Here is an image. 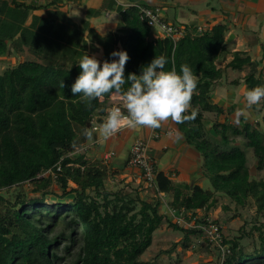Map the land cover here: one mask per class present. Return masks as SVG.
I'll use <instances>...</instances> for the list:
<instances>
[{"label": "trees", "instance_id": "trees-1", "mask_svg": "<svg viewBox=\"0 0 264 264\" xmlns=\"http://www.w3.org/2000/svg\"><path fill=\"white\" fill-rule=\"evenodd\" d=\"M54 5L46 15H39L33 12L41 5L0 0V58H18L17 64L0 71V264H160L142 255L166 217L160 211L162 201L152 203L140 193L108 189L107 178L119 170L112 171L91 154L96 133L92 141L83 135L84 129L93 127L94 116L103 119L115 102L109 94L88 108L71 91L81 72L79 60L85 53L92 56L89 50L99 52L100 46L101 65L118 60L113 51L128 53L126 80L130 73L140 75L161 55L167 59L165 71L175 67L179 72L182 64L192 68L198 85L191 103L198 115L177 127L201 155L202 176L210 179L212 187L177 184L157 168L155 189L172 193V210L179 214L184 209L186 219L194 222L192 227L172 223L185 231L187 239L191 234L205 235L200 224L219 226L221 243L205 236L223 258L219 264H264L261 229L260 245L249 251L241 244L244 235L228 239L219 221L197 214L215 203L216 193L238 206L253 199L258 213L264 212V174L257 176L264 171V130L243 116L239 124L230 123L227 115L234 108L225 113L211 99L228 69L249 67L247 90L264 86V76L256 74L245 52H234L225 67L217 65L226 49L227 25L217 23L204 31L189 27L175 42L142 19L137 5L118 4L124 8V27L104 36L87 20L78 24L57 0ZM240 81V77L232 80L236 85ZM253 107L259 113L264 108ZM209 113L215 116L212 125ZM248 150L255 156L256 172ZM27 182L38 195L24 190L3 193Z\"/></svg>", "mask_w": 264, "mask_h": 264}, {"label": "crops", "instance_id": "crops-1", "mask_svg": "<svg viewBox=\"0 0 264 264\" xmlns=\"http://www.w3.org/2000/svg\"><path fill=\"white\" fill-rule=\"evenodd\" d=\"M23 1V0H22ZM127 3H141L149 6L161 8L162 15L171 23L189 27H202L207 30L217 23L227 25L226 49L217 59L219 67L225 65L233 59L234 52L241 51L251 56L252 64L257 75L264 76V0H122ZM28 4L41 5L33 13L46 15L47 10L52 8L54 0H26ZM59 7L66 11L78 24L89 21L90 25L106 36L110 33H117L123 29L122 5H118L114 0H57ZM123 4V5H124ZM232 39L228 41L231 37ZM98 60L103 58V47L99 52L88 51ZM16 57V56H15ZM17 64V63H16ZM257 66V67H256ZM258 71H256V69ZM249 67L242 71L228 69L225 77L216 85L212 94V101L221 106L225 113L233 107L232 114L236 111V106L240 108V102L244 99L247 89L245 76L249 73ZM236 71V74H233ZM241 78L240 84H234V78ZM239 94L241 97L234 101ZM237 95V96H236ZM238 98V97H237ZM229 107V108H228ZM237 107V108H238ZM229 122L230 114L227 115ZM103 121L98 119L99 124ZM159 137H155L152 129L149 128H125L114 136L103 140L98 133L92 142L91 154L96 159L104 158L108 152L115 151L111 156V166L117 173H124L133 181L139 179L138 168L129 166L127 163L132 144L135 139L147 138L150 143V154L156 162L159 170L165 171L174 181L179 184H191L194 182L202 185V157L199 152L185 140V137L178 130L177 124L167 121L160 128ZM181 139L176 140V133ZM171 133V135H170ZM127 163V164H125Z\"/></svg>", "mask_w": 264, "mask_h": 264}, {"label": "clouds", "instance_id": "clouds-1", "mask_svg": "<svg viewBox=\"0 0 264 264\" xmlns=\"http://www.w3.org/2000/svg\"><path fill=\"white\" fill-rule=\"evenodd\" d=\"M118 60L104 61L101 65L95 56L84 54L79 60L80 75L71 86L73 96H80L88 108L92 101L103 99L106 95L118 96L123 109L114 106L107 109L105 121L92 128L84 129L83 135L92 141L93 134L103 139L114 136L122 128L157 129L164 122L184 124L196 119L198 111L192 108V98L197 89L198 78L187 64L165 71L167 59L161 55L142 68V73H130L127 80L124 76L125 65L129 60L126 51H113ZM129 84L124 89L125 84ZM64 88V82H61ZM246 107L252 108L264 100V86H256L244 93ZM190 112V114H189ZM237 122L246 113L238 110ZM171 135V133H170ZM181 139L176 133V140Z\"/></svg>", "mask_w": 264, "mask_h": 264}, {"label": "rangeland", "instance_id": "rangeland-1", "mask_svg": "<svg viewBox=\"0 0 264 264\" xmlns=\"http://www.w3.org/2000/svg\"><path fill=\"white\" fill-rule=\"evenodd\" d=\"M17 62L18 58L13 55L0 58V71H3V69L8 66L15 65ZM256 71H258V69H256ZM233 74H236V71H233ZM237 97L234 98V101H237L241 96L239 95ZM112 99L115 100L114 104L120 103V99L118 96L112 95ZM239 104L240 108L236 106L235 113H230V120H233L235 123L239 124L240 118L242 116L239 118V122H237L236 113L238 110H243L246 113V118L243 116L245 119L259 124V127H262V129L264 130L263 100H261V102L259 103V105H261V107L263 108L261 113H259L254 107L250 109L247 108L245 100H241ZM207 115L209 119H211L209 120V125H212L215 116L211 113ZM103 122L104 120L101 122V124ZM213 137L216 138L218 136L213 133ZM247 153L249 157V164L252 165L254 171L256 161L255 156L251 150H248ZM101 156L98 157L101 162L106 163L108 167H113L111 166L112 158L106 160L105 157L102 158ZM254 172H256V170ZM124 173H110L109 177L106 180V187L114 191L121 189L125 193L128 192L131 195L140 193L141 197L152 203L160 199L162 201L160 211L166 216L162 225L154 233L153 243L149 247V249L142 255V259L156 260L160 264L222 263L223 258L218 255L217 250L214 249L213 245H210L207 242L205 235L191 234V236L187 239L185 231L178 230L173 227L172 223H174L178 219L174 216L172 211L171 201L174 198L172 193H159L156 191L154 186H147L139 179L132 181L130 178L124 175ZM262 173L264 174V171L257 172V176L259 177V175H263ZM174 182L179 184V181ZM202 183L205 189L212 187L211 181L208 177H203ZM180 184H182V182ZM52 188L57 189V185L53 184ZM19 190H24L28 195H38L39 193L35 191L34 185L29 182L19 187H13L10 190L3 191V193L9 196L13 195V193ZM212 199H215V203L209 209H200L197 213L199 217L206 216L210 219H216L217 221H219L223 227V233L228 239L244 235L243 239H241V244L249 251L254 250L256 246L260 245V229L264 233V212L258 213L257 206L254 203L253 199H249L245 206H238V204H236L230 197L221 193H216ZM181 225L184 226L185 224ZM241 229L244 230L245 234H242L243 230Z\"/></svg>", "mask_w": 264, "mask_h": 264}, {"label": "built area", "instance_id": "built-area-1", "mask_svg": "<svg viewBox=\"0 0 264 264\" xmlns=\"http://www.w3.org/2000/svg\"><path fill=\"white\" fill-rule=\"evenodd\" d=\"M117 4H124L122 0H115ZM127 5H137L140 10V16L144 19L150 26L156 28L160 33L170 36L175 42L186 34V28L182 26L175 25L169 22L161 13L160 7L149 6L147 4L141 3H127ZM202 30V27H199ZM120 106L123 109L122 104H114L111 107ZM109 107V108H111ZM108 108V109H109ZM107 115V111L102 116L104 121ZM100 125L98 122V115L94 116L93 126ZM126 128V127H124ZM122 128V129H124ZM121 129V130H122ZM120 130V131H121ZM152 133L155 137H159L160 131L157 129H152ZM150 143L147 138H136L132 144L129 156V165L132 167H137L140 170L139 180L144 182L147 186H156V175L157 166L154 158L150 154ZM115 151L108 152L105 155V159L108 160L111 156L115 155ZM173 214L178 219L177 222L180 224H185L184 226H195L193 221H188L184 215V209L179 214H176L174 210ZM192 214L189 213V217ZM209 220V218H208ZM210 221V220H209ZM200 227L205 231V236L209 238L214 243H221L222 241V231L216 223L210 222L209 224H200Z\"/></svg>", "mask_w": 264, "mask_h": 264}, {"label": "water", "instance_id": "water-1", "mask_svg": "<svg viewBox=\"0 0 264 264\" xmlns=\"http://www.w3.org/2000/svg\"><path fill=\"white\" fill-rule=\"evenodd\" d=\"M232 39V35H231V37L228 39V41H230ZM254 65H255V63H253ZM255 69H256V67H255Z\"/></svg>", "mask_w": 264, "mask_h": 264}]
</instances>
